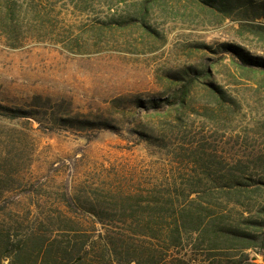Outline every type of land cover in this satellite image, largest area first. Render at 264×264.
I'll list each match as a JSON object with an SVG mask.
<instances>
[{
  "label": "rangeland",
  "instance_id": "1",
  "mask_svg": "<svg viewBox=\"0 0 264 264\" xmlns=\"http://www.w3.org/2000/svg\"><path fill=\"white\" fill-rule=\"evenodd\" d=\"M8 1L0 105L36 116L0 115L7 197L66 193L170 213L200 203L238 224L264 207V194L223 191L231 177L264 183V72L220 49L264 59V0H227L226 11L199 0Z\"/></svg>",
  "mask_w": 264,
  "mask_h": 264
},
{
  "label": "trees",
  "instance_id": "2",
  "mask_svg": "<svg viewBox=\"0 0 264 264\" xmlns=\"http://www.w3.org/2000/svg\"><path fill=\"white\" fill-rule=\"evenodd\" d=\"M199 1L224 11L230 6L227 0ZM6 2L0 27L10 26L15 16L14 7ZM220 49L241 66L264 72V59L231 44ZM178 81L185 84L179 85L174 103L183 106L190 81L183 76ZM216 92L208 90L213 97ZM162 102L166 101L151 103ZM0 115L10 119L36 116L34 111L3 105ZM61 121L77 123L67 118ZM227 182L224 194L234 198L264 194V183L253 185L235 177ZM12 187L8 176L0 174V264H264V207L238 224L205 213L200 203L173 213L161 207L141 212L137 203L127 199L106 204L66 193L35 202L30 197L14 201L6 196ZM46 207L53 209L45 212ZM114 222L124 225L120 231H113ZM189 239L193 243H184ZM256 256L261 262H256Z\"/></svg>",
  "mask_w": 264,
  "mask_h": 264
}]
</instances>
